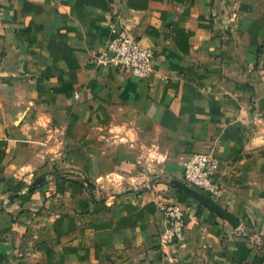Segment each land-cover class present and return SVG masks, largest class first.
<instances>
[{
	"label": "crops",
	"instance_id": "crops-1",
	"mask_svg": "<svg viewBox=\"0 0 264 264\" xmlns=\"http://www.w3.org/2000/svg\"><path fill=\"white\" fill-rule=\"evenodd\" d=\"M112 24L151 77L93 65ZM0 264H264V0H0Z\"/></svg>",
	"mask_w": 264,
	"mask_h": 264
},
{
	"label": "built area",
	"instance_id": "built-area-1",
	"mask_svg": "<svg viewBox=\"0 0 264 264\" xmlns=\"http://www.w3.org/2000/svg\"><path fill=\"white\" fill-rule=\"evenodd\" d=\"M154 58L153 49L143 46L129 29L112 24L107 48L93 54L91 60L97 67H112L134 77L148 79L153 75ZM218 169L219 162L213 152H197L186 163L183 178L187 185L216 200L222 192ZM163 213L168 224L162 237L164 243L170 245L183 240L187 230L186 209L181 204H167Z\"/></svg>",
	"mask_w": 264,
	"mask_h": 264
}]
</instances>
